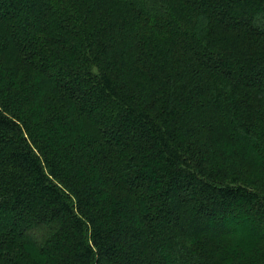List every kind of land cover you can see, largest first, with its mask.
Wrapping results in <instances>:
<instances>
[{
    "label": "trees",
    "instance_id": "16d2710c",
    "mask_svg": "<svg viewBox=\"0 0 264 264\" xmlns=\"http://www.w3.org/2000/svg\"><path fill=\"white\" fill-rule=\"evenodd\" d=\"M0 264H264V0H0Z\"/></svg>",
    "mask_w": 264,
    "mask_h": 264
},
{
    "label": "rangeland",
    "instance_id": "374dc122",
    "mask_svg": "<svg viewBox=\"0 0 264 264\" xmlns=\"http://www.w3.org/2000/svg\"><path fill=\"white\" fill-rule=\"evenodd\" d=\"M31 1H34V0H31ZM21 7H22V4H21ZM25 7H26V8H29V5H26ZM10 220H12V218H10ZM6 224H7V223L4 222L3 225L6 226ZM221 225L224 226L223 224H221ZM225 225H226V224H225ZM228 225H229V226H233V223H229ZM215 228L218 229L219 227L216 226Z\"/></svg>",
    "mask_w": 264,
    "mask_h": 264
}]
</instances>
